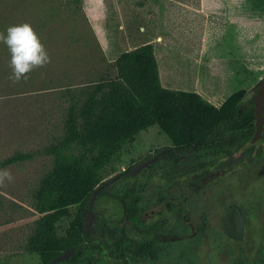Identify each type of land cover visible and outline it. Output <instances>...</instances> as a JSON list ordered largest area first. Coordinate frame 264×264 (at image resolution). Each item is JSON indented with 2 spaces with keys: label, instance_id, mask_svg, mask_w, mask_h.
Listing matches in <instances>:
<instances>
[{
  "label": "rangeland",
  "instance_id": "1",
  "mask_svg": "<svg viewBox=\"0 0 264 264\" xmlns=\"http://www.w3.org/2000/svg\"><path fill=\"white\" fill-rule=\"evenodd\" d=\"M242 15L253 16L254 42L229 45L227 38L236 33L250 34L225 23ZM23 23L33 27L51 62L16 80L10 52L0 42V163L30 155L0 166L12 176L0 181V264H52L45 259L63 251L76 206L53 225L35 211V191L53 167L46 149L64 137L69 107H81L94 85L115 76L113 63L120 54L151 44L164 79L168 67H180L186 76L179 82L205 88L217 106L238 89L253 97L264 77V0H0V33ZM205 34L204 55H194ZM186 51L194 60L183 61L178 53ZM201 57L211 59L209 69ZM263 135L264 129L259 141L250 139L227 158L160 156L138 174L109 185L111 196L93 207L90 233L103 241L98 264L121 261L114 245L119 239L128 243L127 264H264ZM169 147L160 129L150 126L117 150L99 179L126 173ZM232 205L245 213L240 241L223 228ZM41 220L52 228L38 238ZM145 244L154 252L138 256Z\"/></svg>",
  "mask_w": 264,
  "mask_h": 264
},
{
  "label": "trees",
  "instance_id": "2",
  "mask_svg": "<svg viewBox=\"0 0 264 264\" xmlns=\"http://www.w3.org/2000/svg\"><path fill=\"white\" fill-rule=\"evenodd\" d=\"M113 66V78L94 85L81 107H69L64 137L46 149L54 157L53 167L41 179L34 194L35 211L47 216L44 219L52 225L76 206L60 254L71 248L75 250L62 264H98L101 260L103 241L93 233L85 234L84 216L93 191L101 184L99 171L124 143L134 141L139 132L157 126L172 147L162 157L174 161L177 152L205 159L233 156L255 132L254 96L247 99V91L239 89L216 108L196 93L163 88L151 44L120 54ZM29 158L27 154H16L0 166ZM108 189L109 186L96 193L94 209L102 199L111 196ZM116 201L125 214L123 201L118 198ZM43 220L37 226L38 238L45 236L46 227L52 228L50 224L44 227ZM114 245L116 252H121V261L116 264H127L124 254L128 243L119 239ZM153 252L145 244L136 254L145 256ZM60 254L48 259L43 254V258L52 263Z\"/></svg>",
  "mask_w": 264,
  "mask_h": 264
},
{
  "label": "water",
  "instance_id": "3",
  "mask_svg": "<svg viewBox=\"0 0 264 264\" xmlns=\"http://www.w3.org/2000/svg\"><path fill=\"white\" fill-rule=\"evenodd\" d=\"M254 118H255V132L251 138V142L255 143L259 141L262 137L264 129V77L260 81L259 87L256 90L254 95ZM172 150V147L164 149L152 155L150 158L140 162L135 167H133L128 175L134 176L138 174L144 167H147L154 163L160 156L168 153ZM119 175H115L104 182H102L97 188L93 191L92 197L88 203L86 215L84 216V232L86 235L90 234L91 227L95 223V215L93 213V205L96 200V193L104 187H107L114 183L118 179ZM245 221L244 210L237 205H232L229 213L223 220V227L227 237L240 241L243 238V228ZM74 248L65 250L62 254L55 257L52 261L53 264L61 263L70 258L74 254Z\"/></svg>",
  "mask_w": 264,
  "mask_h": 264
},
{
  "label": "clouds",
  "instance_id": "4",
  "mask_svg": "<svg viewBox=\"0 0 264 264\" xmlns=\"http://www.w3.org/2000/svg\"><path fill=\"white\" fill-rule=\"evenodd\" d=\"M0 42L10 52V67L16 80L25 77L34 68L43 67L51 62V58L41 42L38 34L28 23L12 25L5 33H0ZM11 180L7 171H0V181Z\"/></svg>",
  "mask_w": 264,
  "mask_h": 264
},
{
  "label": "crops",
  "instance_id": "5",
  "mask_svg": "<svg viewBox=\"0 0 264 264\" xmlns=\"http://www.w3.org/2000/svg\"><path fill=\"white\" fill-rule=\"evenodd\" d=\"M252 19H253V16L247 15L246 17H243V15H242V16H240V18L237 21H234L233 23H231V22L230 23L225 22L229 28L230 27L231 28H235V31L236 32H244V30H246V29H248L250 31V34L245 35L243 33L244 34L243 35L241 33L240 36L238 35V33L235 32L237 35L234 38H232V37L231 38H227L229 45H233L234 46V44L240 43L241 41H244V42H249V41L250 42H254V39H255V36L256 35H254L253 31L257 29L256 28L257 26L256 25H253V23H249V22H252ZM245 37H246V39L247 38H249V39L245 40L244 39ZM239 38H240V40H239ZM185 42L189 43L190 41H185ZM198 44L199 45L202 44L203 45V48H200V46L199 47L197 46L194 49V52H195L194 55L196 54L197 51H200L201 56H202L205 53V51H204L205 50V47L204 46H206V44H207V35L206 34L203 37L200 38ZM153 51H154V56H155V60H156V63H157L159 81H160V84H161V86L163 88H165V86L168 85L167 83L169 81H171L172 85L174 86V89L173 90L172 89H169V88H165V89H168V90H171V91H176V92L196 93L203 100H205L206 102H208L209 104L213 105L216 108L221 107V105L225 102V100L232 94L231 93L225 100H223L219 104V106H217L215 104V103H218V102H216L217 100H214V96L207 95L206 94L207 91H206L205 88H203L202 90H197L196 89L198 87L197 83H195L193 85H189L188 87H187V85L181 84L179 82L180 76H183L184 77V76H186V73L183 70V73L181 74L179 72V71H181L180 67L176 68V66L168 67L169 69H167L166 76H165V79H164L163 78V75H162V67L159 66L160 64H158V60H157V57H156V53H155L156 49H154ZM178 54H180V56L184 57L183 61L184 60H194V59H191L192 56L190 54H192V53H190L188 51L182 52V53H178ZM171 56H172L171 53H166L165 52V57H167V59L171 58ZM182 57H181V59H182ZM208 60H205L204 58L201 57V61H203V64H204L203 66L206 67V65H207V68L209 69L210 68V63L209 62H210L211 59H208ZM203 76H206V74L203 73ZM207 76H210V74L207 73Z\"/></svg>",
  "mask_w": 264,
  "mask_h": 264
},
{
  "label": "flooded vegetation",
  "instance_id": "6",
  "mask_svg": "<svg viewBox=\"0 0 264 264\" xmlns=\"http://www.w3.org/2000/svg\"><path fill=\"white\" fill-rule=\"evenodd\" d=\"M149 158H150V157H149ZM147 159H148V158H147ZM145 160H146V159H145ZM139 163H140V162H139ZM139 163H137V164H139ZM137 164H136V165H137ZM136 165H134L133 167H135ZM133 167H132V168H133ZM132 168H130V170H131ZM128 173H129V172H126V173H125V172H122V173L118 174V175H119L118 179H119L122 175L127 176ZM230 209H231V207H230ZM223 228H224V227H223Z\"/></svg>",
  "mask_w": 264,
  "mask_h": 264
}]
</instances>
